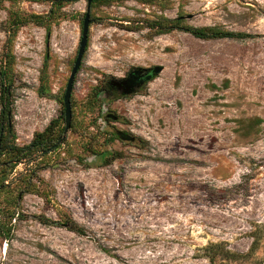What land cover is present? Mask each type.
Listing matches in <instances>:
<instances>
[{
  "label": "rangeland",
  "instance_id": "1",
  "mask_svg": "<svg viewBox=\"0 0 264 264\" xmlns=\"http://www.w3.org/2000/svg\"><path fill=\"white\" fill-rule=\"evenodd\" d=\"M50 9L0 0L17 146L61 116L77 56L86 1L66 2L46 35L31 16ZM176 18L249 37L147 27ZM71 110L64 144L19 163L0 190V264H209V245L246 255L254 235L248 259L223 264H264V0L90 7Z\"/></svg>",
  "mask_w": 264,
  "mask_h": 264
},
{
  "label": "trees",
  "instance_id": "2",
  "mask_svg": "<svg viewBox=\"0 0 264 264\" xmlns=\"http://www.w3.org/2000/svg\"><path fill=\"white\" fill-rule=\"evenodd\" d=\"M16 1V0H11ZM30 2H50L51 9L45 18L39 16H31V22L40 26H44L46 35L50 34L51 26L50 23L54 21V16L63 7V5L71 0H25ZM144 2L150 0H142ZM110 0H100L91 3L90 7L96 4L107 3ZM20 24L26 23L24 20H19ZM17 23V25H19ZM150 29H155L159 34H166L175 29H182L192 36L202 40H213V39H245L249 36L245 33H233L223 32L216 28H194L188 26H182L181 18L176 19H160V21H154L151 24H147ZM14 34V32H13ZM12 34V35H13ZM5 64L3 70L0 71V158L4 157L0 163V190H5L7 187L5 181L8 179V175L11 171L19 164L23 162L32 163L38 158L39 154L43 155L47 150L59 148L65 142L64 127H60V120H64L63 112L61 116L50 121L49 125L42 131L34 134L33 139L27 145L17 146L14 144L15 132L12 123V95L10 89L13 85V80L9 77V71H11V61L13 57L6 55ZM45 75L41 78V89L40 93L43 94ZM97 97V96H96ZM71 126L70 129H72ZM71 230L76 231L73 227L69 226ZM8 237V236H7ZM7 239V238H6ZM260 238L254 235V241L249 249V253L246 255H239L231 253L228 250L219 249L218 245H209L206 250L208 253L209 264H223L225 261H237L238 259H248L251 253H254L258 249ZM211 250L214 252H211Z\"/></svg>",
  "mask_w": 264,
  "mask_h": 264
},
{
  "label": "water",
  "instance_id": "3",
  "mask_svg": "<svg viewBox=\"0 0 264 264\" xmlns=\"http://www.w3.org/2000/svg\"><path fill=\"white\" fill-rule=\"evenodd\" d=\"M86 1V13L84 15V19L82 22L81 29V37L79 41L77 56L75 58L72 70L70 72V76L68 78L65 92L63 94V115H64V135L70 130L71 120H72V110H71V93L73 90L75 77L79 71L81 66V62L83 60L84 54L86 52L88 46V34H89V25H90V6L92 2L100 1V0H85ZM161 67L154 68L145 78L144 81H149L154 74H158L161 72ZM123 139H128V136L121 135ZM1 141V140H0ZM54 148L47 150L45 153H50Z\"/></svg>",
  "mask_w": 264,
  "mask_h": 264
},
{
  "label": "flooded vegetation",
  "instance_id": "4",
  "mask_svg": "<svg viewBox=\"0 0 264 264\" xmlns=\"http://www.w3.org/2000/svg\"><path fill=\"white\" fill-rule=\"evenodd\" d=\"M108 118V117H107ZM109 119V118H108Z\"/></svg>",
  "mask_w": 264,
  "mask_h": 264
}]
</instances>
